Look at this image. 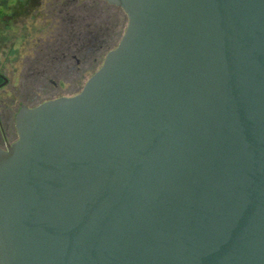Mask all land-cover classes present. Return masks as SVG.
<instances>
[{
	"label": "water",
	"instance_id": "water-1",
	"mask_svg": "<svg viewBox=\"0 0 264 264\" xmlns=\"http://www.w3.org/2000/svg\"><path fill=\"white\" fill-rule=\"evenodd\" d=\"M104 1L117 45L0 148V264H264V0Z\"/></svg>",
	"mask_w": 264,
	"mask_h": 264
},
{
	"label": "rangeland",
	"instance_id": "rangeland-1",
	"mask_svg": "<svg viewBox=\"0 0 264 264\" xmlns=\"http://www.w3.org/2000/svg\"><path fill=\"white\" fill-rule=\"evenodd\" d=\"M48 1L0 0V71L7 80L0 88V99L4 101L3 104L0 102V113L4 106L14 116L19 103L36 105L35 93L40 98L47 99L76 94L87 78L100 67L107 51L117 45L123 34L125 21L117 28L116 36L113 35L107 45L94 52L92 57H87V61L80 55L75 58L67 56L62 63H56V66L55 63L48 64L49 79L45 82L46 85L44 81L33 80L30 78L31 68L36 69L45 64V53L49 50L44 44L56 32L51 30L53 17L46 11ZM108 14L111 24L119 18L112 9L108 10ZM77 60L82 62L76 64ZM57 68L59 69L54 70Z\"/></svg>",
	"mask_w": 264,
	"mask_h": 264
},
{
	"label": "flooded vegetation",
	"instance_id": "flooded-vegetation-1",
	"mask_svg": "<svg viewBox=\"0 0 264 264\" xmlns=\"http://www.w3.org/2000/svg\"><path fill=\"white\" fill-rule=\"evenodd\" d=\"M50 1V2H49ZM46 11L48 15L53 17V24L51 27L56 31L51 39L44 45L46 47H91L93 41H99V37L107 39V31L109 29L110 18L107 10V6L118 8L121 12V16L113 21L115 25L114 29L120 27L123 22L127 23V17L124 11L115 5L109 4L104 0H49ZM91 1H98L103 6L95 13H86L83 8ZM80 11V12H79ZM80 14V19L77 15ZM94 17V19H93ZM77 20L79 22H77ZM95 32V34H94ZM99 33V34H98ZM106 33V34H105ZM75 50H66L63 52L64 59L67 56L75 58ZM70 58V57H69ZM78 61V60H77ZM5 80L4 83H6ZM1 88V87H0ZM3 104L4 101L0 99ZM21 105V104H20ZM19 105V107H20ZM19 109V108H18ZM9 111L7 106H4L3 112L0 113V148L5 149L7 144L14 141V137L17 138V132L15 128V115ZM18 111V110H17ZM16 114V113H15Z\"/></svg>",
	"mask_w": 264,
	"mask_h": 264
},
{
	"label": "trees",
	"instance_id": "trees-1",
	"mask_svg": "<svg viewBox=\"0 0 264 264\" xmlns=\"http://www.w3.org/2000/svg\"><path fill=\"white\" fill-rule=\"evenodd\" d=\"M101 5L102 4L100 2H98V1H91V2H89V4L87 6H85L83 8V10L86 13H89L87 11H90L93 14V13H95V11L100 10V8L103 7ZM106 8H107V10L112 9L115 12H117V14H118L117 16H121L122 15L118 8H115V7H112V6H107ZM79 15L80 14L77 15V18L80 19ZM109 18H110V16H109ZM93 19H94V17H93ZM77 22H79V21L77 20ZM114 27H115V25L113 23L112 24L109 23V29L107 31V39H105V38L102 39L101 36H100L99 37V41H93L92 42L93 45L91 47H88V48H86V47H84V48L83 47H72V48L68 49V48H64V47H52V48L51 47H47L49 51H47L45 53V57L47 58V59H44V63L45 64L40 65L39 68L37 67L36 69L35 68L34 69L31 68V73H30L31 76H30V78H32L33 80H41V81H44V83H45L49 79V77H47V75H48L47 73L49 71L48 70V64H51V63L54 64L55 63V66H56V63L57 64L58 63H62L65 60L62 55H63V52H65L66 50H73L74 49L75 50L74 53H75L76 56L80 55L84 61H87L88 60L87 57H92L94 52L98 51L99 49H101V48H103L104 46L107 45L109 40H111V38H113V35H114V37L116 36V32L118 30L114 29ZM94 34H95V32H94ZM117 37H118V33H117ZM80 62H82V61L78 60V61H76V64H79ZM54 68H56V67H54ZM75 68H77V67H75ZM58 69L59 68L54 69V70H58ZM73 69H74V67H73ZM5 80L6 79L4 77V74L0 71V87L1 88L5 85V83H4ZM40 85H43V83H41ZM45 85H46V83H45ZM34 97H36L34 102L37 101L36 102L37 104L42 102V101L47 100V98H42V97L40 98V95L38 96L36 93H35ZM20 104H24V103H19V105ZM25 105H27V104H25Z\"/></svg>",
	"mask_w": 264,
	"mask_h": 264
}]
</instances>
